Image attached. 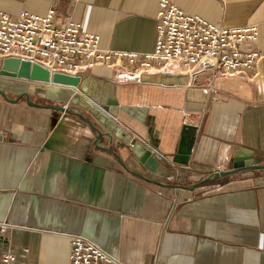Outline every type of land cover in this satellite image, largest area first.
<instances>
[{
	"label": "crops",
	"instance_id": "crops-1",
	"mask_svg": "<svg viewBox=\"0 0 264 264\" xmlns=\"http://www.w3.org/2000/svg\"><path fill=\"white\" fill-rule=\"evenodd\" d=\"M159 1L0 0V10L56 7L58 23L81 22L101 48L145 53L157 45ZM171 1L218 26L257 25L243 47L264 53V0ZM84 73L110 84L120 104L146 107L135 137L162 164L142 167L109 132L97 146L92 124L105 128L70 103L71 86L0 74V221L14 225L9 245L28 264H70L73 235L129 264H264V169L214 177L231 168L238 146L264 153V57L227 75L177 64ZM167 74H187L204 102L186 101L187 85L161 80ZM184 123L198 128L188 165L173 160Z\"/></svg>",
	"mask_w": 264,
	"mask_h": 264
},
{
	"label": "built area",
	"instance_id": "built-area-1",
	"mask_svg": "<svg viewBox=\"0 0 264 264\" xmlns=\"http://www.w3.org/2000/svg\"><path fill=\"white\" fill-rule=\"evenodd\" d=\"M55 17L56 7L44 15L26 10L11 15L0 10V59H26L51 73L72 75H81L86 68L98 65H134L141 74L155 73L168 64H177L190 73L217 70L227 75L251 69L264 57L258 49L243 47L259 36L257 25L218 26L171 0L159 1L158 40L152 52L103 49L100 35L84 24L74 20L61 24ZM13 228L9 221H0V264H28L9 245ZM70 243V264H129L83 235H73ZM26 252L22 249L23 254Z\"/></svg>",
	"mask_w": 264,
	"mask_h": 264
},
{
	"label": "water",
	"instance_id": "water-1",
	"mask_svg": "<svg viewBox=\"0 0 264 264\" xmlns=\"http://www.w3.org/2000/svg\"><path fill=\"white\" fill-rule=\"evenodd\" d=\"M0 74L71 86L75 92L70 103L88 111L105 128L103 130L92 124L97 132L95 142L97 146H100L99 142L109 132L112 136L121 140L128 151L138 157L142 167L150 168L154 171L162 164L153 155V151L135 137L138 134L140 125L146 122V107L120 104L110 84L105 83L103 80L94 78L89 73H82L81 75L62 72L51 73L49 69L37 62L15 57L2 60ZM167 78H176L180 84H188L187 74H167L163 75L161 80L166 82ZM198 93L200 97H194ZM204 93L205 91L202 89H195L187 85L186 101L204 102ZM63 109L68 110L69 104ZM85 119L90 120L88 117H85ZM197 130L196 125L188 123L182 125L179 144L173 157L174 162L183 165L189 164ZM109 150L112 151V149ZM233 159L234 162L230 169L219 170L214 177L228 176L247 169H264V163H262L264 161V153L260 151L238 146L233 154ZM1 239L2 236H0Z\"/></svg>",
	"mask_w": 264,
	"mask_h": 264
}]
</instances>
